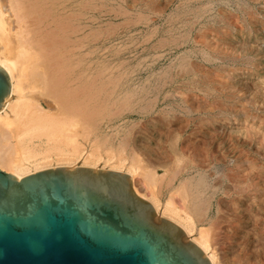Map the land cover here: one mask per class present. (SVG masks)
I'll return each mask as SVG.
<instances>
[{
	"label": "rangeland",
	"instance_id": "1",
	"mask_svg": "<svg viewBox=\"0 0 264 264\" xmlns=\"http://www.w3.org/2000/svg\"><path fill=\"white\" fill-rule=\"evenodd\" d=\"M181 63L191 65L189 70H194V73L181 71ZM97 71L120 79V92L134 95L131 109L119 112L121 108H117L108 116L106 112L97 116L103 135L114 145L124 133L131 132L133 137L135 133L144 132L145 136L141 134L142 144L161 155L167 154L169 159L175 154L181 155L184 141L200 125L202 118V121H208L205 124L210 135L206 141H211H207L206 149L208 157L210 154L211 157L207 159L209 167L205 170L208 191L202 198L210 202L209 217L223 216L224 220L219 218V222L222 228L227 226L232 220L230 203L239 196L236 187L232 188L236 183L232 180L233 184L230 183L225 176L235 168L238 157L242 163L238 161L244 163L240 165L241 169L247 165L264 167V0H95V73ZM198 75L208 87H203ZM219 81L222 82L221 87ZM182 94L188 98L193 95L189 99L203 100L210 108V104L215 102L211 109L219 107V110L193 112L189 117L183 112ZM215 100L221 101L218 102L220 105ZM33 142L37 156L26 165L29 172L34 171L35 164L42 163L44 156L59 152L48 147L51 152L45 154V147L39 140L34 139ZM80 144L79 155L62 157L60 162L40 164L38 171L65 166L111 170L115 166L116 157H110L113 155L105 150H98L88 139H80ZM91 153L93 158L101 157L96 166H88L85 162L91 158ZM166 157L162 158L163 161L154 159L158 161L155 172L159 176L169 169L170 161L165 160ZM151 158H147L150 164L154 162ZM129 167L130 161L127 160L114 171L130 177ZM195 176L196 172H183L173 180L172 188L162 184L160 213L179 185L188 177ZM227 187L231 191L225 190ZM263 214L261 209L254 210V217L259 216L260 219L249 221L245 228L248 229L247 236L238 245L236 254H222L225 264H240L238 258L246 255L256 257L259 254L252 251L264 249ZM226 220L227 223L222 222ZM196 225L198 228L208 227L207 223Z\"/></svg>",
	"mask_w": 264,
	"mask_h": 264
},
{
	"label": "bare ground",
	"instance_id": "2",
	"mask_svg": "<svg viewBox=\"0 0 264 264\" xmlns=\"http://www.w3.org/2000/svg\"><path fill=\"white\" fill-rule=\"evenodd\" d=\"M190 66L188 63H181V71L188 72L192 68ZM0 67L6 72L11 84L9 97L2 112L0 111L2 171L21 179L39 172L40 164L60 162L62 157L79 155L82 146L80 139H88L98 150H105L113 155L110 157H116L115 166L110 171L116 172L114 170L120 169L125 161H130V179L135 194L151 202L157 215L166 217L181 228L189 241L204 252L211 264H225L223 255L236 254L238 245L247 236L248 229L245 228L249 221L259 218L254 217L257 215H253L254 210L264 211V167L247 165L241 169L240 165L243 166L244 163L241 164L242 160L238 157L236 164L234 163L235 168H229L228 176L224 175L229 181L236 183L234 186L230 182L233 184L232 188L236 187L239 197L230 203L229 211L232 215L229 216H232V220L222 228L219 220L223 216L211 219L208 208L210 202L202 198L208 191L205 170L209 167L207 159L211 157V154L208 157L206 149L207 141L210 140L206 141L210 135L206 129V119L207 124L202 118L198 123L199 127L193 128L195 130L191 136L187 140L184 138L181 155L178 153L169 159L167 154L161 155L152 147L142 144L141 134L145 136L144 132L135 133L133 137L131 132L124 133L116 145L111 143L103 135L97 116L103 112L108 116L117 108H121L119 112L131 109L134 95L131 92H120V79L106 76L102 71L95 73V0H0ZM192 73L194 70L189 74ZM201 75L206 77V74ZM201 81L203 87H208L204 79ZM209 82L208 85H211ZM219 85L221 87L222 82ZM181 96L183 112L189 117L193 112L209 113L219 108L211 109L215 102L210 104V108L203 100L189 99L193 95L189 98L188 95ZM240 108L243 109V106ZM34 139L45 147V154L51 152L48 147L59 152L44 156L42 163L35 164L34 171L29 172L26 165L37 156L32 147ZM92 155L93 153L91 158L85 160L88 166H96L101 158H93ZM148 156L153 161H163L162 158L165 157V160L170 161L169 169L163 176L155 172L158 161L152 162L154 166L147 160ZM183 172H196V176L188 177L175 189L160 213L158 207L161 203L162 184L172 188L173 180ZM228 187L225 190H230ZM222 222L227 223V220ZM204 223L208 227L198 228L196 225ZM253 225H256L255 222ZM252 253L259 255H246L237 260L240 264H264V249H255Z\"/></svg>",
	"mask_w": 264,
	"mask_h": 264
},
{
	"label": "water",
	"instance_id": "3",
	"mask_svg": "<svg viewBox=\"0 0 264 264\" xmlns=\"http://www.w3.org/2000/svg\"><path fill=\"white\" fill-rule=\"evenodd\" d=\"M11 84L0 67V111ZM0 264H211L137 196L129 175L54 167L21 179L0 169Z\"/></svg>",
	"mask_w": 264,
	"mask_h": 264
}]
</instances>
